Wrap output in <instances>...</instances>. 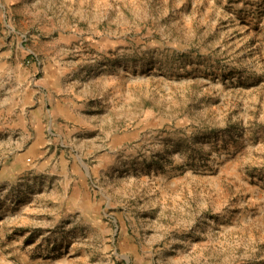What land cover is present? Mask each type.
I'll return each instance as SVG.
<instances>
[{"label":"rangeland","instance_id":"obj_1","mask_svg":"<svg viewBox=\"0 0 264 264\" xmlns=\"http://www.w3.org/2000/svg\"><path fill=\"white\" fill-rule=\"evenodd\" d=\"M0 264H264V0H0Z\"/></svg>","mask_w":264,"mask_h":264}]
</instances>
